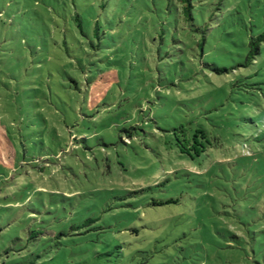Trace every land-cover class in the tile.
I'll return each instance as SVG.
<instances>
[{
    "label": "rangeland",
    "instance_id": "obj_1",
    "mask_svg": "<svg viewBox=\"0 0 264 264\" xmlns=\"http://www.w3.org/2000/svg\"><path fill=\"white\" fill-rule=\"evenodd\" d=\"M0 264H264V0H0Z\"/></svg>",
    "mask_w": 264,
    "mask_h": 264
},
{
    "label": "trees",
    "instance_id": "obj_2",
    "mask_svg": "<svg viewBox=\"0 0 264 264\" xmlns=\"http://www.w3.org/2000/svg\"><path fill=\"white\" fill-rule=\"evenodd\" d=\"M183 1H185V0H183ZM186 1H188V0H186ZM187 10H188V6H185L184 7V11H187ZM251 43H253V42H251ZM256 50H257V46L252 45L251 49H250V52H249V55L254 54L256 52ZM181 128L183 129V131L187 129V127L184 124H179V125H177L176 127L173 128L174 129V133H175V137H176L177 145L179 143V139H178L179 137H178L177 131L179 129H181ZM198 131H201L203 133L202 130H198Z\"/></svg>",
    "mask_w": 264,
    "mask_h": 264
}]
</instances>
